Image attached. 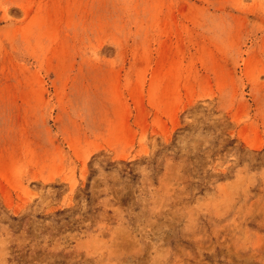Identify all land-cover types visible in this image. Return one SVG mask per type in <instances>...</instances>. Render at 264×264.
Wrapping results in <instances>:
<instances>
[{
  "label": "rangeland",
  "instance_id": "1",
  "mask_svg": "<svg viewBox=\"0 0 264 264\" xmlns=\"http://www.w3.org/2000/svg\"><path fill=\"white\" fill-rule=\"evenodd\" d=\"M0 264H264V0H0Z\"/></svg>",
  "mask_w": 264,
  "mask_h": 264
}]
</instances>
